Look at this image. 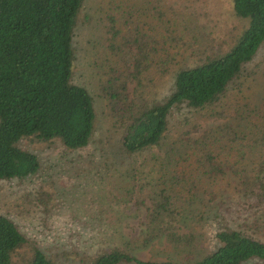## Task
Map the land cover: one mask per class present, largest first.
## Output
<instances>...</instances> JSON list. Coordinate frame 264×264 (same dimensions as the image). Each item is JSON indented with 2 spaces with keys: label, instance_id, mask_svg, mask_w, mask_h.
Wrapping results in <instances>:
<instances>
[{
  "label": "trees",
  "instance_id": "obj_1",
  "mask_svg": "<svg viewBox=\"0 0 264 264\" xmlns=\"http://www.w3.org/2000/svg\"><path fill=\"white\" fill-rule=\"evenodd\" d=\"M230 1L235 16L246 20L245 28L228 49L206 55L193 66L170 63L166 43L173 29L159 31L167 29L168 22L157 7L153 12L159 27L145 20L152 10L145 2L128 4L124 9L128 19L119 20L121 13L116 17L108 11L100 15L106 54L123 53L119 69L106 60L107 75L97 86L113 116L121 153L131 156L160 148L169 133L173 109H201L217 103L251 61L264 41V0ZM83 3L0 0V181L22 180L39 167L34 154L16 145L21 137L57 140L66 149H82L89 143L93 99L84 86L71 81L73 41ZM81 20L88 23L90 19L83 15ZM150 70L161 74L170 70L166 94L159 100L134 101L126 92L127 82ZM248 117L240 129L226 123L217 134L180 142L187 146L175 159L163 156L166 161L158 167L151 204L144 207L145 230L139 241L145 246L161 236L173 249L185 251L183 260H141L117 246L101 249L88 264H264V237L257 235L264 225V109L258 104ZM250 151L261 153L257 162L252 161V170L241 165ZM231 176H236L232 187L241 190V196H216L215 187L223 182L221 190H226L234 180ZM198 197L204 206V201L217 199L219 211L210 232L212 248L204 254H194L200 236L194 230L204 210L195 208L198 220L192 225L187 226L185 217ZM26 243L16 225L0 213V264H60L36 246L22 250Z\"/></svg>",
  "mask_w": 264,
  "mask_h": 264
},
{
  "label": "rangeland",
  "instance_id": "obj_2",
  "mask_svg": "<svg viewBox=\"0 0 264 264\" xmlns=\"http://www.w3.org/2000/svg\"><path fill=\"white\" fill-rule=\"evenodd\" d=\"M139 2L152 5L149 16L145 17L148 23L155 22L159 27L157 14L153 12L157 7L168 22L167 29L159 31L173 29L172 36L167 35L170 42L166 43V53L174 65L193 66L206 55L225 51L246 26V20L233 13L230 0H84L73 41L71 81L84 86L92 96L93 133L82 149H66L57 140L42 142L31 136L16 142L19 148L34 154L39 163L36 173L27 178L0 181V213L26 238L28 243L22 250L36 246L60 264H88L90 257L101 249L117 246L141 260H183L185 251L173 249L161 236L145 246L139 241L145 230L141 224L144 207L151 204L149 197L160 175L158 167L166 161L164 154L168 160L175 159L187 146V142H180L190 138L191 143L192 137L216 133L226 123L232 129H240L250 120L249 110L258 104L264 109L263 41L217 103L201 109L172 110L169 133L160 148L131 156L121 153L113 116L99 96L97 86L107 75L106 60L119 69L123 53L106 54L100 15L108 11L116 17L121 13L119 20L128 19L125 7ZM115 5L120 9L114 11ZM83 15L89 17L88 23L81 20ZM170 77V70L164 74L150 70L131 77L126 92L134 101L159 100L167 92ZM245 153L241 165L252 170V161L261 153ZM233 177L226 190H221L223 182L215 187L216 196L227 193L232 198L241 196L242 191L232 187L237 183L236 176ZM216 201H204L207 204L204 206L198 197L186 213L188 226L198 220L195 208L204 210L194 230L200 234L194 254H204L212 248L210 232L219 220ZM262 232L264 225L256 233L261 239ZM248 264L261 263L249 261Z\"/></svg>",
  "mask_w": 264,
  "mask_h": 264
}]
</instances>
